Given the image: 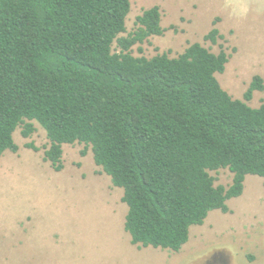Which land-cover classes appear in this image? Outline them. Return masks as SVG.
<instances>
[{"label":"trees","instance_id":"1","mask_svg":"<svg viewBox=\"0 0 264 264\" xmlns=\"http://www.w3.org/2000/svg\"><path fill=\"white\" fill-rule=\"evenodd\" d=\"M130 11V0H0V158L18 152V128L35 133L33 121L56 172L63 146L84 145L82 157L90 149L123 190L131 243L178 253L192 227L229 212L248 176L264 179V105H248L264 81L233 99L216 77L228 56L198 43L177 58L134 57L164 29L153 7L122 36ZM219 38L213 29L204 39ZM220 170L233 174L228 188L210 175Z\"/></svg>","mask_w":264,"mask_h":264},{"label":"rangeland","instance_id":"2","mask_svg":"<svg viewBox=\"0 0 264 264\" xmlns=\"http://www.w3.org/2000/svg\"><path fill=\"white\" fill-rule=\"evenodd\" d=\"M130 3L122 36L135 32L137 17L153 7H159L164 29L134 46V57L177 58L198 43L228 56L225 72L216 77L233 99H244L255 76L264 81V0ZM213 29L222 36L216 44L204 39ZM248 105L263 106L264 91ZM31 123L35 133L26 139L18 128V152L0 158V264H264V179L248 176L243 195L228 202L229 212L213 211L202 226L192 227L180 252L141 247L124 228L123 190L95 165L92 151L82 157L84 145L63 146L64 168L56 172L45 161V130ZM210 175L216 187L232 184L229 170Z\"/></svg>","mask_w":264,"mask_h":264}]
</instances>
